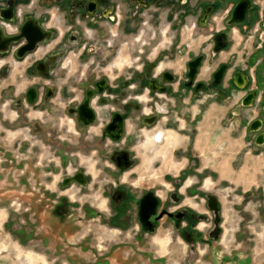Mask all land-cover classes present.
Here are the masks:
<instances>
[{"label": "rangeland", "instance_id": "374dc122", "mask_svg": "<svg viewBox=\"0 0 264 264\" xmlns=\"http://www.w3.org/2000/svg\"><path fill=\"white\" fill-rule=\"evenodd\" d=\"M91 1L100 4L95 17L88 13ZM124 2L125 0H0V9L12 7L14 16L13 21L0 19V23L9 25L4 27L5 34L15 35V28H19L25 18L31 17L39 20L40 26L51 33L52 49H64V43L69 48L66 47L69 59L68 66L65 65L67 70L58 72L52 78L53 92L46 90L48 78H44V74L29 71L34 61H18L13 56H7L4 62L0 59V67L8 70V74L0 70V264H264L263 188L257 187V190L243 194L241 189L227 187L214 176L216 168L209 163L208 156H200L203 150L197 144L195 146V141L205 130L204 126L210 127L212 123L214 126L216 119L222 120L219 123L222 129H226L229 124L239 123L236 116L239 108L229 107L216 94L210 100L202 94L190 101V94H186L181 100L177 97L170 101L162 98L158 100V108H152L154 114L159 116L157 129L146 131L149 136L145 144L137 137L132 144L125 137L112 143L103 132L108 127L111 116L117 114L119 104L104 102L91 91L89 96L92 95L91 101L95 102L96 110L100 113L99 119L91 124L80 122L76 109L85 100L82 84L89 74V64L77 63V44L74 43L78 33L77 26L88 23L103 27L108 23L114 26L111 34L118 30L124 34ZM169 7L170 5L158 9L155 15L147 14L151 18L150 24H156L159 30L155 32V41L151 40L154 29H147L148 35L144 39L151 43L152 48L157 46L165 49L172 36L176 35L178 43L173 51L176 57L170 59V67L181 75L189 56L187 51L196 54L204 46L207 36L200 32L197 38H189V15L179 29L165 33L167 26L173 22L172 17L176 15L169 16L167 20ZM111 10L117 17L114 22H111L114 17L108 16ZM131 16L130 26H140L147 19L145 10L133 12ZM117 22L121 24L120 27ZM81 30H85L87 36L92 32L89 27ZM39 45L43 48L45 46L44 43ZM148 48L147 54L154 57L151 55L154 50L149 46ZM127 55L125 53L126 57ZM34 58L45 61V56L40 53ZM217 62L218 59L209 60L211 67L203 62L201 72L206 74L214 69ZM134 65L141 68L140 63H133L130 65L132 70ZM167 65L163 62L158 70ZM116 66L119 69L114 76L125 72L123 69L127 71L129 63L121 62ZM105 71L110 74L107 69ZM109 76L111 79L112 74ZM218 88L219 85L212 90L218 91ZM31 89L35 90L36 108H33L35 103L31 104L29 101ZM242 94L244 93L240 92L237 97ZM145 98L142 97L140 102L135 103L145 108L149 103ZM122 101L126 102L124 99ZM125 106L127 108L129 104ZM219 110L226 112L223 119H220ZM245 110L251 112L245 119V122L250 123L256 116L257 107ZM210 113H215L213 121L207 123ZM138 118L136 115H129L128 119L124 117L125 131L132 132ZM182 121L185 125H182ZM161 129L164 134L161 135L160 143L146 149L150 137L160 135ZM124 150L130 153L132 159L133 165L129 169L119 168L116 164V157ZM262 150L264 152V147ZM30 154L36 155V168L33 169L29 165L32 157ZM223 156L229 157L231 153ZM262 157L264 158V154ZM249 167L256 165L250 163ZM34 169L41 176L48 172L52 174L49 182L51 193L58 194L61 191V180L68 178L67 176L83 173L86 181L85 189L78 192V197L71 190L68 193L73 195L67 197L69 204L76 203L72 199L75 197L81 201L76 203L77 213L73 214V218L65 220L59 218V213L55 214L51 219L49 238L44 237V234L47 235L44 233L47 228L43 213L39 219L33 218L32 205L37 202L32 196V189H35L36 184L32 177ZM72 184L70 188H77L76 184ZM121 189L125 193H132L131 196L134 197L154 189L163 203L171 202L170 195L176 192L181 196V201L171 204L173 209L192 207L197 214L212 217L211 220H199L197 224V232L204 238L207 237L208 230L214 228L215 219L214 211L211 212L206 206L205 195L215 199L219 203L216 212V227L219 232L212 241L213 245L198 239L190 245L167 218L159 223L156 231L139 237V207L126 198H113L115 192ZM38 205L39 203L35 204L37 210Z\"/></svg>", "mask_w": 264, "mask_h": 264}, {"label": "flooded vegetation", "instance_id": "af4514ba", "mask_svg": "<svg viewBox=\"0 0 264 264\" xmlns=\"http://www.w3.org/2000/svg\"><path fill=\"white\" fill-rule=\"evenodd\" d=\"M124 3H126L124 34H121L119 30L115 34H111L114 26L108 23L103 27L102 25L88 23L85 25L78 24L77 26L78 33L74 41V43L77 44V63L89 64L87 68L89 74L82 84L84 85L85 100L82 101L76 109V112L79 113L80 122L91 124L95 122V119H99L100 113H98V109L96 110L94 105L95 102L93 100V102L91 101L92 95L89 96L91 91L93 93L95 92V94H97L96 97L101 98L104 102H110L113 105L115 103H117V105L119 104L117 114L111 116L107 125L108 127H106L103 132L104 135L107 134L108 138L112 140V143L125 137L126 139L128 138V142L132 144L134 138L137 137L139 141L142 140L145 144L147 136H149L146 131H154L157 129L159 116L154 114L152 108H158V100L162 98L170 101L177 97V99L181 100L186 94H190L191 97H189V101L202 95L210 100L213 95L216 94L220 96V98H223L224 102L229 104V107H244L242 101L246 97L248 103L251 104L250 108H264V105H261L260 102H254V97L258 94L257 92L264 94V0H125ZM89 4V8H87L88 13L90 12L89 14L95 17L96 13L99 12L98 6H100V4L97 1H91ZM168 5H170V7L167 11V20L169 16L172 17L174 14L176 15L172 17L173 22L167 26L165 33H169V30L173 31L179 29L180 24L183 23L185 17L189 15L191 18L190 22L188 21L191 27L189 38H197L200 32L207 36L205 42H203L204 46L202 49H199L196 54L187 51L189 56L184 64V73L181 75L178 71H173L170 67V61L176 57L173 55V51L177 45L176 43H178L176 35L172 36L170 43H168V46L165 48L166 51L163 47L158 48L156 46V48H152L151 43H147L144 39L148 35V33H146L147 29H154L151 40L152 42L155 41V32L159 30V26L150 24L151 18H149L148 15H155L158 9H164L168 7ZM240 5L245 6V8ZM141 10H145V16H147L146 21L140 26H130L131 14ZM112 13L113 10L109 11L108 16L114 17L112 21L110 20L114 22L117 17ZM118 13L119 16L120 12L118 11ZM110 21L109 23H111ZM120 25L119 23V27ZM8 26L9 25L6 23H0V27L3 29L4 34L5 28ZM88 27L92 32L87 36L85 35L87 32L81 29ZM15 32L14 36H18L20 26L17 29L15 28ZM164 36L165 34H163V37ZM215 36H219L220 42H217V44L220 49L212 52L215 46ZM99 38H102V40H99ZM51 39L52 35L45 41H37L34 45L35 48L30 52L26 51L21 57H18L17 53L27 44V41L25 39H20L18 42H11L7 50L0 51V59L4 62L7 56H13L14 59L18 61L23 59L34 61L29 71L33 74L37 71L44 74V78H48L46 90L53 92L54 87L51 86L52 78L54 75H58V72L62 73L63 70H67V61H69V59H67V49L69 48L67 44L64 43L67 49L66 47L64 49H52L50 45ZM42 43L45 44L44 48L39 45ZM97 45L98 48L96 47ZM148 46L154 50L153 54L150 53L152 56L154 55V57H150L147 54L149 50ZM205 50H207L208 54ZM37 53H40L41 56H45V61H37V59L34 58ZM125 53L128 54L127 57ZM120 54H124V56ZM170 54L173 56H170ZM198 58L200 59L196 67L197 70H194V75L191 78L188 74L190 70L188 63ZM216 59L220 61L216 63L214 69H210L206 74L201 72L203 69V62H207V65L211 67L209 60ZM62 61L65 62L62 63ZM121 62L129 63L128 70L126 71L123 69L125 72L114 76L119 69V66L116 65H119ZM161 62H166L168 65L159 71L158 69L162 65ZM133 63H140L141 68L134 65L132 70L130 65ZM105 69L112 74L111 79L109 76L110 74L108 75ZM0 70L8 74L6 68L0 67ZM217 70H222L221 83L218 91H213L212 89L217 87L213 85V82H215L214 74ZM87 91H89L88 95L86 94ZM240 92L244 94L237 97ZM28 96L36 100L35 90L31 89ZM111 96L115 99L111 98ZM142 97H146V102H149L144 106L145 108L135 103L136 101L140 102L139 99ZM122 99L126 102H123ZM119 101H122V103ZM142 101L144 102V100ZM125 103L129 104L127 108ZM182 103L184 102L182 101ZM37 106V103H35L33 108ZM48 107L50 108L51 105H48ZM149 107H151V109ZM120 108L124 109V111H121ZM129 115L139 116L137 121H135L136 126L133 127L132 132H127L124 129L126 126L124 117L128 119ZM259 115V112H257L255 117ZM182 125H185L184 121H182ZM81 129L83 131L84 127ZM160 131L161 133L158 135L159 140H156V136H151L150 138L152 140H149V143L145 146L146 149L148 146H157L160 143L159 141L162 139L161 135L164 134L162 129ZM167 133L173 134V132ZM30 156L32 157H30L31 160L29 161V165L31 169L36 168L34 164L36 155L30 154ZM116 164L119 168H131L133 163L130 153L125 150L121 151L120 156L116 157ZM33 172L34 174H32V177L36 184H34L35 189L31 188L33 190L32 196L37 199V202L34 203H39V211L36 209L35 204L32 205L35 211L32 210V207L31 210L33 218L35 219H39L40 214L43 213V218L46 222L45 227L47 228L44 230V233L48 235L51 234V219L55 214L59 213V218L65 220L73 218V214L77 213L76 210L78 209L76 208L78 206L76 203H81V201L76 200V197L79 196L78 192H80V190L82 191V188L85 189L86 181L83 173L80 175L77 174L76 176H67L68 178L61 180V191L56 194L55 192L51 193L49 182L51 181L52 174L50 172L44 173L42 176L36 173L35 169ZM72 183L76 184L77 188H70L73 185ZM203 188L204 186L202 189ZM70 190L76 195L75 198H72L76 203H68L67 197L70 196L68 195ZM74 190L77 191L75 192ZM115 193L116 195L113 196L114 200L126 198L130 200V203H136L139 207L137 208V217L140 225L138 236L141 238L150 232L156 231L159 223L163 221L164 218L169 219V222L173 224L174 228L179 230L183 240L190 245L198 239L212 246V241L219 232L216 227L218 218L216 217V212L218 211L219 203L208 195H205L206 206L211 212L214 211L213 214L215 219L213 220L214 228H210L208 230L209 232L206 233L207 237L204 238L201 234L199 236L197 224L200 222L199 220H211L212 217L205 214H197L191 209L192 207L188 209H173L171 204H176L181 201V196L176 192V194L173 193L170 195L171 202L164 203L159 200L158 193L154 189L145 191L143 194L135 197L131 196L132 193H127V191L125 193L122 189ZM72 196L73 195L70 197ZM79 219L81 218L79 217ZM47 235L44 234V237L49 238L50 235Z\"/></svg>", "mask_w": 264, "mask_h": 264}, {"label": "crops", "instance_id": "0c3cea01", "mask_svg": "<svg viewBox=\"0 0 264 264\" xmlns=\"http://www.w3.org/2000/svg\"><path fill=\"white\" fill-rule=\"evenodd\" d=\"M214 108L212 109L215 110L216 108ZM222 110L218 111L220 119H223L224 114H226ZM214 114H208L207 123H212ZM216 120L214 126H212L213 123L210 127L204 126V134L202 133L201 137L195 141V146L197 144L203 150L200 156L207 155L209 163L214 164L216 168L214 176L218 181L227 187H235L236 190L241 189L240 192L243 194L251 193L253 189L257 190V187H261L263 188L262 198L264 201V158L262 157L264 152L262 148L254 144L255 137H248L246 127L241 126L240 128L236 122L227 125L226 129H222L219 126L222 120ZM225 153L228 155L231 153V156L225 158L223 156ZM250 163L256 167L250 168Z\"/></svg>", "mask_w": 264, "mask_h": 264}, {"label": "water", "instance_id": "95a60500", "mask_svg": "<svg viewBox=\"0 0 264 264\" xmlns=\"http://www.w3.org/2000/svg\"><path fill=\"white\" fill-rule=\"evenodd\" d=\"M243 6V5H240ZM245 8V6H243ZM241 18V17H238ZM0 19L1 20H14L13 12H12V7H8L3 9H0ZM23 23L20 26V32L18 36L14 35H5L3 32V29L0 27V51L2 50H7L8 45L11 42H18L20 39H25L27 41V44L23 46L20 51L17 53L18 57H21L26 51L30 52L32 51L35 47V43L37 41H45L50 37V32L45 31L41 26L40 23L38 22L39 20L32 19L31 17H27L24 19ZM215 46L212 50V52L218 51L220 47L218 46L217 42H220L219 36H215L214 38ZM199 59H196L193 62H189L188 66L190 68L189 70V76L192 78L194 75V70H197V66L199 64ZM221 71L222 70H217L214 74L215 82H213L214 86L219 85L221 83ZM258 94L254 97V102L258 101L261 103V105H264V94L257 92ZM29 101L31 104L35 103L34 98H29ZM242 105L244 107L239 108V113L236 115L239 118V127L241 126L246 127L247 134H249V138L255 137L254 138V144L264 147V108L257 107V112H259L258 117H254L253 121L248 123L245 122V119L247 118L248 115H250L251 112H247L245 109H249L251 106L250 103H248L246 97L242 101ZM245 122V124L243 123ZM143 208V207H142ZM141 208V209H142Z\"/></svg>", "mask_w": 264, "mask_h": 264}, {"label": "built area", "instance_id": "2783aa9c", "mask_svg": "<svg viewBox=\"0 0 264 264\" xmlns=\"http://www.w3.org/2000/svg\"><path fill=\"white\" fill-rule=\"evenodd\" d=\"M156 137H157V139H156V140L158 141V140H159V137H158V136H156ZM159 142H160V141H159Z\"/></svg>", "mask_w": 264, "mask_h": 264}]
</instances>
